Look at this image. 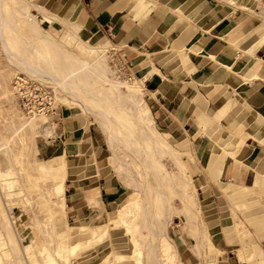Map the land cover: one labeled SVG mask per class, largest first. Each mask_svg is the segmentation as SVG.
Instances as JSON below:
<instances>
[{"label": "crops", "instance_id": "obj_1", "mask_svg": "<svg viewBox=\"0 0 264 264\" xmlns=\"http://www.w3.org/2000/svg\"><path fill=\"white\" fill-rule=\"evenodd\" d=\"M27 1L48 16L51 31L123 49L153 124L192 179L195 207L167 227L175 264H264V0ZM68 103L47 141L35 142L32 177H45L39 163L62 159L65 187L53 197L64 202L60 220L108 225L134 192L93 114ZM20 204L8 215L27 258L26 246L34 252L38 245L20 211L33 210L25 198ZM3 222L0 215L5 239ZM94 257L73 264H94Z\"/></svg>", "mask_w": 264, "mask_h": 264}, {"label": "bare ground", "instance_id": "obj_2", "mask_svg": "<svg viewBox=\"0 0 264 264\" xmlns=\"http://www.w3.org/2000/svg\"><path fill=\"white\" fill-rule=\"evenodd\" d=\"M31 7L32 3L27 0H0V49L11 67H15L40 81L55 84L56 89L60 88L64 94L72 98L71 102L63 94L62 97L65 100L81 106L84 112L93 114L108 132L112 147L117 141L126 142L135 145L136 151L140 152L142 147L140 140H143L147 150L148 167L155 171L160 188L163 186V177L167 188L173 193V180L164 172L156 158L157 155L167 154L176 157L178 160L179 156L176 150L170 148L156 132L151 116L144 113L140 87L126 81L122 82L121 79L110 78L109 74L114 75V72L107 64L106 50L109 43L97 47L80 40L73 31L69 32L67 43H62L41 27L40 21L32 14ZM42 20L46 23L50 22L46 14ZM69 44H75L82 55L80 56L69 49ZM122 88H125V91ZM111 115L118 119L119 124L112 121ZM23 125L31 130H36L38 122L31 120ZM37 170L42 176L55 182L53 194L60 196L65 187L66 165L64 161L55 159L50 162H41L37 165ZM2 174L0 172L1 190L6 191L9 198L19 197L22 191L17 187L18 180L12 177L2 178ZM6 174L12 175L13 170L9 169ZM174 183H182L188 186L189 182L186 177L178 176ZM140 186L142 187L141 183ZM33 187L35 186L33 185ZM148 187L152 198L156 193V201L159 204L163 203L164 193L162 189L154 193L151 186L148 185ZM247 192H242L240 199L245 198ZM140 193L141 189H138L137 196L130 197L121 206L112 221L117 227L126 230L133 231L139 228L140 230L147 229L151 233L153 238L148 239L150 247L149 264H160L161 259L158 254L166 255L171 259L175 258L174 246L167 237V224L165 225L159 220L162 223V225L159 223L161 225L159 230L154 224L150 227L148 208ZM54 203L55 210L64 209L62 198ZM161 205L163 207V204ZM138 217L140 222L136 224ZM8 221L4 226L6 238L1 239L0 245L7 249L5 254L10 255L16 262L18 259H14L12 252L8 250L9 246H14L16 251L21 250L16 240L12 222ZM63 231L67 236L71 234L78 236V240L68 248V254H58L61 257V263L51 253H48L43 257L44 264H71L75 257L85 252L81 251L83 247L89 249L93 244L101 243L104 240L107 234V226L102 224L96 225L95 228L89 226L71 227L70 231L65 229ZM0 235H3L1 231ZM157 237L161 241L159 250L156 246ZM141 249L137 246L133 255L117 254L115 260L107 255L101 264H129L134 262V264H143L144 255ZM132 258H135V261ZM3 263L0 254V264Z\"/></svg>", "mask_w": 264, "mask_h": 264}, {"label": "rangeland", "instance_id": "obj_3", "mask_svg": "<svg viewBox=\"0 0 264 264\" xmlns=\"http://www.w3.org/2000/svg\"><path fill=\"white\" fill-rule=\"evenodd\" d=\"M32 14H34L37 20L40 21V25L45 31H47L60 42L67 43V38L71 30L65 29L51 31L48 23L42 20V15H39L38 12H32ZM66 30L67 32L65 33ZM68 47L80 56L82 55V52L77 48L75 44H69ZM97 47H100V45H97ZM111 47L112 45L109 44L106 50L107 64L109 67H111L112 65L109 58V50L111 49ZM112 70L114 69L112 68ZM18 75L29 77L36 82L44 83L48 86L53 87L57 95L59 107L64 104H69L67 99L72 102V98L64 94L60 88L56 89L55 84L40 81L18 70L15 67H11L2 50L0 49V172L3 173L2 178L12 177L17 179V187H19V189L22 191V194L19 197L9 198L7 196V192L1 190L0 178V215H3L6 221L5 224H7V222H9L8 220L11 221L8 215L9 210L7 209L11 207L10 205L19 207L20 205H22L20 204L22 199L25 198V205H29L31 207L30 210H33L31 212L32 216H28L29 212L26 211L25 208L24 210L26 212H24V210H21L20 208L18 209H20L22 213H26L24 215H26L25 220H28L27 225L32 226V228H28V231H31V229H33L32 231L36 232V237L32 238H34L35 244L38 245V249H36V251L34 252H32L34 248L32 245L26 246V250L31 251L30 253L28 252L29 256L26 258L23 252L21 240L18 238V235L14 231L21 251H16L14 246H9L8 250L12 252L14 259H18L21 264H37V262H39V264H44L43 257L48 253H51L57 259V261L61 263L62 260L61 257L58 256V254H68V248L73 243H75L78 240L77 238L79 237L74 234L67 236V234H65V232L63 231V229L70 231V228L71 226L73 227V225H69L66 222L64 225L63 221L60 220L63 211L54 209L56 206L54 205L55 203H53V200L57 199H54L55 195L53 194V182L49 179H46L45 177H40L38 179L32 177L34 173L33 167L34 165L36 166V160L38 158L35 157V142L38 139L47 141L48 136H51L52 132H54L57 128V124L56 120L53 121L52 119L46 118L24 117L23 115L18 113V111L15 109L17 101L13 88L15 84V78ZM109 76L114 80H120L115 75L109 74ZM121 80L122 82H125V79ZM129 83L139 86L135 82L129 81ZM122 90L125 91V88H122ZM141 93V97L143 98L142 90ZM63 94L67 97L66 100L62 97ZM82 104L84 103L82 102ZM142 107L144 113L150 116L149 111L144 107V100L142 101ZM92 117L93 120L96 121L102 133L105 134L106 138L108 139V144L110 145L108 132L103 128L101 121L94 115ZM111 119L113 122L119 124L118 119H116L114 116L111 115ZM31 120H35L38 122V127L36 130H31L29 127L26 128L23 125L24 123L30 122ZM153 126L156 132H158V134L170 146V148L176 150L175 145L169 143L166 140V136L163 135L162 132L158 128H156L154 124ZM140 142L142 144L140 152L136 151L135 145H131L130 143L128 144L126 142L122 143L120 141H117L113 144V147L111 145L110 147L115 152L116 165H119L121 171L126 173L125 175L127 181L129 182L128 185L133 189L134 193L130 197H136L138 189H141L140 195L143 198L144 204L148 208V220L150 223V227H152L151 225L154 224L156 229L159 230L160 226L162 225V221L165 225L167 224V227L169 229H171L172 226H175L174 221L176 220V215H178L179 213H181V215H188L195 207V198L191 184V176L187 171L186 164L184 163L181 155L177 152V150L176 152L179 156V163L177 158L174 156H169L167 154L157 155L156 159L158 161V164L173 180L174 191L173 193L170 192V189L167 188L165 180L162 176L163 186L162 188H160V183L156 177L155 171L147 165L146 145L143 140H140ZM9 169L13 170L12 175L6 174ZM178 176L186 177L189 182L188 186H185L182 183L175 184V179ZM30 177L31 179H29ZM140 183L142 184V187L140 186ZM33 185L35 187H33ZM148 185L151 186L154 193L162 189L164 193V200L161 204H163V207L156 201V193L154 194V198H152V195H150L149 193ZM4 210H6L7 213H3ZM139 220L140 219L138 217V219H136V224L140 222ZM105 222L109 224H104V226H107V234L105 235L104 240L101 243L93 244L89 249L83 247L81 251L85 252L75 257L74 260L71 261V264L82 258L84 255H87V257L95 256L94 258L96 260L94 264H101L103 258L108 254H111L110 257L113 260L116 259L117 254L133 255L137 246L143 248L141 249L143 253L144 249H146V243L148 245V239L153 238L151 233L148 234L147 232H144L146 229L140 230L139 228H136L137 231L135 229L133 231L126 230L122 227H117L116 224L111 220ZM0 229H3L1 225ZM2 238L4 237L0 235V241ZM159 243L161 244V241L160 238L157 237V249L161 246ZM24 244H30V241ZM2 251L5 250H3L0 245V254L2 253ZM1 255L4 262L3 264H16V262L13 261L10 255L5 253H2ZM158 256L162 260V262H166L167 264H175L176 257L171 259L166 255L158 254ZM132 260L135 261V258H132Z\"/></svg>", "mask_w": 264, "mask_h": 264}, {"label": "built area", "instance_id": "obj_4", "mask_svg": "<svg viewBox=\"0 0 264 264\" xmlns=\"http://www.w3.org/2000/svg\"><path fill=\"white\" fill-rule=\"evenodd\" d=\"M109 50V49H108ZM109 58L112 63L114 75L119 79H125L129 83L140 84L130 71L126 56L122 48L112 46L109 50ZM16 95L15 109L24 117H37L55 120L58 114L59 103L53 87L36 82L29 77L18 75L14 81ZM54 124V122H53Z\"/></svg>", "mask_w": 264, "mask_h": 264}]
</instances>
